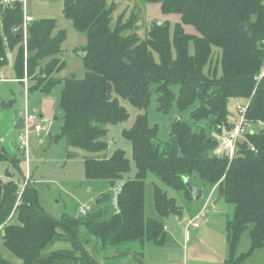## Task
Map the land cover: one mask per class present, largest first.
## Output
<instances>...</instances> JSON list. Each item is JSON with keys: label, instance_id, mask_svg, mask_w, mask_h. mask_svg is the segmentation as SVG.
<instances>
[{"label": "trees", "instance_id": "obj_1", "mask_svg": "<svg viewBox=\"0 0 264 264\" xmlns=\"http://www.w3.org/2000/svg\"><path fill=\"white\" fill-rule=\"evenodd\" d=\"M3 1L0 0V70L8 67V53L16 50L14 71L17 79L23 80V38L21 33L13 32L22 24L23 5L21 0L10 5ZM61 1L65 18L87 37L83 49L86 77L55 79L54 73L63 65L59 55L66 32L58 30L54 19L35 20L29 27L27 71L36 84L28 90L29 94L36 89L48 94L57 83H63V126L58 137L68 145V160L84 161L88 180H107L116 186L129 172L124 151L117 150L111 157L103 154L108 148L102 140L108 133L106 126L128 119L119 96L147 110L156 95L159 112L168 113L176 104L180 110L191 109L196 123H206L209 129L219 132L234 124L230 112L233 100L250 99L248 118L264 120V77L255 79L264 67V0H147L161 4L164 13L180 14L182 22L175 25L173 36L168 23H155L145 41L134 31L139 15L127 22L119 20L113 27L115 5L108 6L106 0ZM183 25H192L199 35L186 33ZM191 41L194 55L188 50ZM214 47L223 53L220 76L217 68L204 72L212 61ZM122 135L132 144L138 172L134 180L123 182L117 212L100 207L85 217L64 215L57 220L45 213L35 193L29 192L30 186L21 194L18 183L0 181L3 247L23 264H91L94 259L86 248L89 242L80 239L82 228L105 250L113 248L115 257L126 254L122 249L131 242L142 244L149 240L164 245L162 221L147 218L145 213L144 179L152 172L191 200L193 196L184 179L190 181L198 176L234 206V218L226 229V264H245L264 250L263 133L248 136L256 152L243 143L232 161L212 156L218 141L205 129L196 132L180 119L170 126V138L165 144L157 141L158 129L149 125L146 114L139 115L133 128ZM7 157L0 152V161ZM154 196L160 217L181 215L174 199L159 189H155ZM109 197L102 198V203ZM247 230L250 247L240 254ZM60 242L72 249L52 250ZM0 264L14 262L0 251Z\"/></svg>", "mask_w": 264, "mask_h": 264}, {"label": "rangeland", "instance_id": "obj_2", "mask_svg": "<svg viewBox=\"0 0 264 264\" xmlns=\"http://www.w3.org/2000/svg\"><path fill=\"white\" fill-rule=\"evenodd\" d=\"M106 1L108 6L115 5V10L112 15L114 19L112 22L113 27L119 20L127 22L131 20L133 15H139V17H137L138 20L134 31L140 37L141 41L147 40L149 30L155 23H168L170 26V34L173 36L175 25L182 22L180 14L164 13L161 4L159 3H152L147 0ZM26 5L27 15L34 13L35 20L54 19L57 21V27L66 32V39L63 43L62 52L59 55V59L63 65L54 73L55 79L65 80L72 77L84 79L87 72L83 63L82 53L87 45V37L85 34H81L75 29L71 20L65 18L63 12L64 2L61 0H27ZM183 26L186 33L190 35H199L192 25ZM188 50L191 55H194L195 50L193 41L189 43ZM23 52L25 56L24 48ZM222 54L221 48H213L212 61L210 65L206 66L204 69L206 74H208L209 70L214 71L215 68L218 70V76L222 74ZM15 56L16 50L10 51L8 58L9 67L4 72L5 77H0V79L10 78L13 74ZM155 57L156 60L159 61V56L156 55ZM1 75L2 74H0V76ZM24 79H26L25 67ZM27 79L30 88L36 84V81H31L29 76ZM62 90L63 83L60 82L57 83L48 94L42 92L41 89H36L30 91L28 96L25 94V89L20 83L0 85V102L8 100L15 104L17 99L18 101L25 100L24 110L26 111V108L31 106L30 108L38 114V108L44 103V101L46 106H49L51 109L52 106L55 108L56 113L52 118H48L54 122L51 136L46 137L43 135H37L33 129H25L24 139L18 137L16 140L14 153L10 144V138L12 135V132L10 131V123L7 117L5 118L4 116H1L3 110L0 107V138L7 137L4 145L12 155L14 153L16 156L14 163L7 159L0 161V179H3L6 175L8 176L9 172L16 175V178L23 185L20 193L22 194L24 190L30 186L29 192L35 193V199L43 207L45 213L57 220H61L64 215L79 217V209L85 204L90 206V213L93 210L100 209V207L107 208L110 212H117L115 195L118 187H122L123 182L127 180H134L138 172L134 160L132 144L123 137L122 133L124 130H130L133 128L139 115L146 114L149 125L151 127H157V141L161 144H165L169 141L170 126L177 119L187 122L196 132L205 129L216 141L220 139L223 134V132H219L217 129H209L210 127L206 123H196L191 118V109L180 110L175 104L168 113L159 112L157 110L156 95L152 96L151 104L147 110H140L133 106L126 98L119 96V102L126 110L128 119L122 123L108 124L106 126L108 133L102 138V140L108 144V148L103 154L107 157H111L117 150L124 151L126 158L129 160V172L123 175V179L118 182L116 186L110 185L107 180H88L85 175L84 161L82 159L68 160V145L63 138L58 137L61 134L63 126V111L60 106ZM175 92L177 94V88H175ZM29 100L30 106L28 102ZM230 112L231 119H234L235 109L233 103L230 105ZM2 146L3 143L0 144V148ZM214 151L212 156H215ZM190 181L189 182L195 188L201 189L202 191L204 189V197L201 200H207L210 196V200H213L209 204V209L212 210V212H215V218L213 223L208 226L209 230L218 231L219 228H222V220L226 222L227 220L233 219L234 206L232 204L226 202V205L215 206V202L219 200L218 193L215 190H210L209 186L198 176L191 177ZM144 183L146 217L162 221L165 230H167V242H165L164 247L147 240L142 245H147L145 248H141L140 241L131 242L123 247L122 250L126 252V254H124L125 256L117 257L119 258L118 263H121V259L124 262H127V258H129V263L126 264H187L185 260H181V256L178 254L179 251L182 252L181 246L172 244L169 236L174 235L176 232L180 233L183 231L185 238L186 225L193 215V209L187 207V200L189 199L185 192L171 187L166 181L152 172L147 174ZM155 189H159L169 198L174 199L178 209L183 210L185 208L183 216L181 217H185L184 222H178V219L171 215L160 217L155 203ZM107 195L110 196L109 199L102 203L101 199L105 198ZM193 199L194 198H192V200ZM201 225L204 227L206 221L202 220ZM194 230L193 226L190 227V235L192 239L195 237ZM249 234L250 230H247L243 235L239 249L240 254L246 253L249 250ZM80 239L83 242L86 240L89 242V244L87 243L88 245L86 244V246H88L87 250L90 252L96 264H115L110 261L116 258L115 255L114 258L110 257L113 255V248L107 249V252L97 238L87 237L84 228L81 230ZM0 247H2V255L6 259L15 264L21 262L10 251L3 247L1 241ZM71 249L72 248L69 244L63 242L56 243L52 248V250ZM92 253H94V255ZM106 256L108 258H106ZM94 261L90 263L93 264ZM253 262L255 264H264V250L258 251V255L253 259Z\"/></svg>", "mask_w": 264, "mask_h": 264}, {"label": "crops", "instance_id": "obj_3", "mask_svg": "<svg viewBox=\"0 0 264 264\" xmlns=\"http://www.w3.org/2000/svg\"><path fill=\"white\" fill-rule=\"evenodd\" d=\"M25 14H27V5H25ZM29 17H33L35 21V16L34 13H31V15L28 14ZM58 28V27H57ZM59 29V28H58ZM60 30V29H59ZM10 53V52H9ZM9 53H8V58H9ZM84 53H82L83 56ZM9 67V66H8ZM4 68L0 70V74H2L0 77H5L4 72L8 68ZM4 70V71H3ZM13 84V83H20L24 89H25V84L23 80L17 79L15 71L13 69V74L10 76V78L7 79H0V85H5V84ZM29 87V85H28ZM24 94V92H23ZM29 95V94H28ZM29 106H30V100ZM25 100L23 101H18L16 100V103L13 104L12 101L5 100L3 102H0V107L3 110L1 112V116H4L5 118L9 120L10 123V131L12 132L11 138H10V144L11 148L13 149L15 153V145H16V140L19 138L23 139L24 137V131H25ZM31 107V106H30ZM32 109V108H31ZM39 116L46 119L50 120L48 118H52V116L56 113L55 108L52 109L49 106L45 105L44 103L39 106ZM7 110V111H4ZM33 110V109H32ZM34 111V110H33ZM54 124V122H53ZM54 126V125H53ZM53 129V127H52ZM23 134V135H21ZM45 136V135H43ZM51 136V134L49 135ZM46 136V137H49ZM7 137H2L0 138V144L3 143V146L0 148L1 154L7 155V160L11 161L14 163L15 161V154L13 155L10 153V151L7 149V147L4 145L6 142ZM69 152V151H68ZM0 181L3 182H10L14 181L19 184L20 188H23L21 182L16 178V175H13L11 172H9L8 176L4 177L3 179H0ZM25 182V181H24ZM31 183V182H30ZM24 184V183H23ZM214 191V190H213ZM203 194H204V189H203ZM204 197V195H203ZM202 197V198H203ZM211 197V196H210ZM210 197L207 200H187V207H191L193 209V215L192 218L189 220L191 222L194 220L197 216H200V226L198 228L193 227L195 237L192 239L190 235V227L192 225H186V236L184 238V232L181 231L180 233H175L174 235H170V241L172 244L181 246L182 252H178V254L181 256V260H185L187 264H226V260L228 257V246H227V224L231 220H227L226 222L222 220V228H219L218 231L216 230H209L208 226H210L215 218V212H212V210L209 209V204L211 203ZM215 202V206L219 205H226V201L223 200L222 198H218ZM183 211H185V208L181 210V215L180 218H177L178 222H184L185 217L181 218L183 216ZM174 216V215H173ZM179 217V216H178ZM234 218V217H233ZM202 220L206 221V225L204 227L201 225ZM165 230V227H164ZM166 232V238H167V230ZM214 239V240H210ZM1 241V239H0ZM167 242V240H166ZM2 243V241H1ZM144 243H140L141 248L147 247V245L142 246ZM3 245V243H2ZM164 246V245H160ZM165 247V246H164ZM0 247V251H1ZM88 248V246H86ZM178 250V249H177ZM94 255V253H92ZM258 253H256L248 262L245 264H255L253 262V259L257 257ZM263 255V254H261ZM125 256V255H124ZM121 257V256H118ZM114 258V255L112 256ZM119 258H115L110 260L111 262L115 264H126L129 263V258H127V262H124L121 259V263H118ZM15 264V263H14ZM16 264H23L22 261L20 263ZM103 264V263H102Z\"/></svg>", "mask_w": 264, "mask_h": 264}, {"label": "built area", "instance_id": "obj_4", "mask_svg": "<svg viewBox=\"0 0 264 264\" xmlns=\"http://www.w3.org/2000/svg\"><path fill=\"white\" fill-rule=\"evenodd\" d=\"M27 0H21L23 5V21L18 27L14 28V34L21 33L22 34V43L21 45L25 49V68H26V79L23 80L25 84V94H29L28 88V71H27V59H28V40H29V27L34 22L32 17H29L25 14V5ZM15 0H4L3 4L10 5L13 4ZM264 77V67L258 77H256V81H259ZM29 96V95H28ZM234 109H235V118L234 124L231 128L224 129L221 135V138L218 139V146L216 147L214 153L218 158H228L232 161L237 157L238 149L241 144L248 143V148L251 149L252 152H256V148L249 142V135H255L264 133V120H253L248 118V110L250 106V99L247 100H233ZM26 116H25V129H33L37 135H45L49 136L51 134V130L53 127L52 120H46L39 116V114L33 111L30 107L26 108ZM24 139V137H23ZM122 187L119 186L117 193L115 195V199L117 202L118 194L121 192ZM91 211V208L88 204L82 205L79 209V216L85 217ZM188 225H192L195 228L200 226V216H197L194 220L188 223ZM2 230V226H0V231Z\"/></svg>", "mask_w": 264, "mask_h": 264}, {"label": "water", "instance_id": "obj_5", "mask_svg": "<svg viewBox=\"0 0 264 264\" xmlns=\"http://www.w3.org/2000/svg\"><path fill=\"white\" fill-rule=\"evenodd\" d=\"M36 54V53H35ZM85 54H83L84 56ZM184 182L189 190V192L192 194L194 200L201 199L203 197V191L201 189L195 188L188 180V178L184 179ZM174 217L179 218L178 216L174 215Z\"/></svg>", "mask_w": 264, "mask_h": 264}]
</instances>
